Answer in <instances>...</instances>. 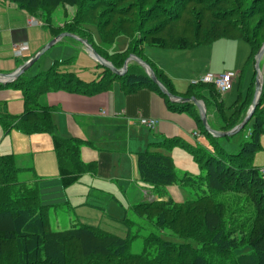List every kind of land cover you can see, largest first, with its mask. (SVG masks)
<instances>
[{"label": "trees", "instance_id": "16d2710c", "mask_svg": "<svg viewBox=\"0 0 264 264\" xmlns=\"http://www.w3.org/2000/svg\"><path fill=\"white\" fill-rule=\"evenodd\" d=\"M0 1L12 2L36 18L41 16V26L51 38L62 32L85 38L117 69L122 67L129 54H134L152 68L169 93L203 99L205 107L208 100L199 90L206 87L209 101L218 113L216 122L207 121L214 130L227 131L234 127L243 119L251 103L254 71L244 99L239 96L224 109L221 95L211 84L190 83L183 94H178L171 81L146 59L142 49L144 45L186 49L219 39H241L249 45L248 59L253 64V56L264 42V0ZM59 5L74 7L75 11L71 21L54 27L49 11ZM88 26L94 27L100 43L94 41ZM176 27L179 30H174ZM119 35L128 39L127 49L107 52L102 48L109 38L111 41L107 44H112ZM167 37H170V43ZM94 65L96 69L102 68L104 73L113 74L112 77L105 80L101 71L97 81L85 82L56 60L46 70L26 76L32 65L12 83L4 85L19 89L24 101L21 114L0 116L4 132L14 128L25 134H51L54 147L61 156L58 169L63 187L77 181L87 167L79 159L80 142L77 139L54 135L51 108L39 101L45 92L64 90L91 95L118 80L126 91L140 86L157 91L170 109L188 111L193 106L191 102L170 101L146 73H137L130 64L122 75H116L96 62ZM40 77L42 83L34 84ZM32 84L35 86L33 91L29 87ZM193 115L201 133L210 140L211 149L174 137L151 143L149 149L137 154L141 183L155 189L158 195L164 193L167 186L178 185L184 187L187 197L182 202L168 198L124 207L117 219L125 226L124 235L85 223L53 229L50 219L56 205H42L35 184L19 182L23 169L17 165L14 155H0V264H226L224 259H215L220 253L229 256V264H264V179L253 164L254 153L260 149L259 137L264 133V77L259 104L240 130L250 123L251 133L235 154L224 153L216 137L205 131L198 113ZM176 144L192 156L198 166L197 174L175 170L169 151ZM231 193L243 198L242 205L233 209L234 212L229 208L226 211L221 201H215L217 195ZM232 203L234 206L236 202ZM245 212H248L247 220L241 223L231 217L237 213L245 216ZM197 235L201 237H195ZM172 237L179 241L171 240ZM137 241L141 247L133 252V244ZM208 253L214 255L211 257Z\"/></svg>", "mask_w": 264, "mask_h": 264}, {"label": "crops", "instance_id": "0c3cea01", "mask_svg": "<svg viewBox=\"0 0 264 264\" xmlns=\"http://www.w3.org/2000/svg\"><path fill=\"white\" fill-rule=\"evenodd\" d=\"M9 8L13 12L11 11L12 14L7 17V24L0 21V42L5 40L8 44L7 51H11L9 56L1 55L0 71L3 72L14 70L20 65L22 58L31 56L51 39V35L48 34L49 37L44 41L38 40L36 44L30 38L31 27L36 25L28 24L29 15L16 6ZM30 43L35 46L33 50ZM21 44L27 48L22 52V57H18L14 54V48ZM2 47L0 44V54L3 52L7 54ZM81 54L83 52L79 51L78 55ZM144 56L171 81L178 94H183L187 90L189 84L178 82L179 78L173 76L170 65L146 54ZM248 57L246 63L250 61ZM85 63L90 65L87 60ZM92 66L96 69L94 64ZM226 71L234 70L207 72L219 74ZM235 71L239 76L240 72ZM28 72L26 76L38 73L31 75ZM99 74L100 70L96 69L90 80L80 79L85 82L97 81ZM8 83L12 82L0 83V116L4 114L16 116L24 110L22 92L13 86H4ZM248 90L249 85L245 93L238 94L237 98L240 96V99H244ZM228 92L220 96L224 109L227 108L224 104L226 99L227 101L233 99L232 103L237 99L231 95L226 96ZM199 93L208 100L205 107L203 99H200L207 112V121L216 122L218 113L214 104L209 101L206 87L200 89ZM39 101L51 108L54 135L62 139L74 138L80 142L79 159L87 169L81 172L77 181L63 187L58 169L61 156L59 150L54 147L52 135L45 132L25 134L14 128L4 132L1 125L0 155H14L17 165L25 168L26 172L23 175L27 178L26 182L30 185L35 184L40 203L44 206L56 205L53 217L57 211L58 214L72 213L79 223L94 224L93 226L101 228L103 224L107 227L106 225H113V221L117 222L122 215V209L132 204L168 198L177 200L178 196L179 199H183V194L187 196L184 187L178 185L167 186L165 192L158 195L155 189L141 183L137 170V154L149 149L151 143H159L174 137L188 144H209L194 118L193 114L198 113L194 104L188 111L170 109L157 91L147 86L126 91L118 80H113L108 88L91 95L49 90L39 97ZM225 113L228 114L229 111L226 110ZM141 117L155 119V128L151 130L141 125L139 123ZM195 131L200 134L197 138L192 136ZM216 142L218 144L222 141ZM237 143H240L239 139ZM260 147L263 149L264 143ZM238 150L239 146L236 151ZM169 155L175 170L196 174L198 166L185 149L178 145L174 146L170 149ZM117 211L118 216H115Z\"/></svg>", "mask_w": 264, "mask_h": 264}, {"label": "rangeland", "instance_id": "374dc122", "mask_svg": "<svg viewBox=\"0 0 264 264\" xmlns=\"http://www.w3.org/2000/svg\"><path fill=\"white\" fill-rule=\"evenodd\" d=\"M107 2H114L116 0H106ZM111 4V3H110ZM113 4V3H112ZM9 6H16L12 2L9 1H0V21L6 22L7 24V17L12 14V10L9 8ZM20 9V8H19ZM22 10V9H20ZM12 11V12H11ZM27 15H29L28 18V24L34 25L35 21H37L36 26L31 27L30 30V38L31 40H34V42L37 44L38 40L44 41L47 37H49V33L47 32L46 28L41 26V16L36 18V16L31 15L30 13L26 12L25 10H22ZM75 8L71 6H62L59 5L52 11H49L50 14V20L51 25L58 26V25H64V23L71 21L74 15ZM42 13V12H41ZM40 13V14H41ZM113 14V13H112ZM15 18V17H14ZM137 25V24H135ZM179 27V25H177ZM89 29L92 31V38L96 43H100L99 37L96 33V30L92 26H88ZM178 27H176L174 30H179ZM173 35V34H171ZM171 37V36H170ZM167 37L168 43H170L169 38ZM111 38L108 39L107 43L110 42ZM102 44V48L106 50L107 52H116V51H123L127 49V43L128 39L125 36L119 35L117 36L112 44ZM0 44L3 46L2 48L7 51L8 44L5 40L3 42H0ZM31 44V50L35 48V46ZM24 44L17 45V47L14 48V54L18 57H22V52L27 48L23 46ZM75 45V46H71ZM22 46V47H21ZM77 47V48H76ZM24 48V49H23ZM68 48H71L72 50L69 51ZM79 51H82L83 54L78 55ZM143 53L146 54V56L151 57L153 59H158L161 61H164L168 66L170 65L172 68L170 71L172 72L173 76H177V81L182 83L190 84L196 80H198L201 76H203L205 73H207L208 70L211 71H219V70H238L240 72L239 76L237 73L236 80L233 82L231 91H229L226 96L229 97V95L234 96L233 98H237L238 94L243 95L246 91V88L249 85L250 78L253 75L254 66L251 61L249 63H246V59L249 55L250 48L249 45L242 41L241 39H219L215 41L212 44H205V45H199L194 46L191 48L186 49H169V48H159L149 45H144L142 49ZM8 53H1V55L9 56L11 51H7ZM30 56L28 57V59ZM40 60H37L33 66L30 69L29 74L33 75L39 71L46 70L49 66H51L52 63H54L56 60H59L63 63L64 67L66 69L73 71L76 73V75L79 78L90 80L93 78V74L96 69L92 66L95 64V61L88 55L87 50L85 47L79 43L76 40H73L71 37H64L61 41H58L57 43L53 44L40 58ZM86 60L90 65H87L85 62ZM26 61V58H22L19 64H22ZM128 64L132 65L134 67L137 73H145L144 69L133 60H130ZM30 68V67H29ZM39 68V69H38ZM260 68L262 72V76L264 77V53L262 55V58L260 60ZM38 69V70H37ZM97 70H100V72L104 71L102 68H99ZM3 72V71H0ZM4 73V72H3ZM104 73V72H103ZM215 74V73H214ZM106 76L105 80L112 77L113 74L111 73H104ZM103 75V76H104ZM42 77L39 78L38 82H34V84L39 85L42 83ZM34 84L30 85L29 87L34 90L35 86ZM233 100V99H232ZM232 100L227 99L225 100V106L228 108V106H231ZM226 108V109H227ZM228 111V110H227ZM206 112V110H205ZM207 115V112H206ZM250 123L243 129L242 131L238 132L235 135L226 137V138H216L219 142L218 145L222 148L223 152L226 154H235L236 149L238 146L240 147V144L243 142V140H246L245 134L249 135L251 133L250 129ZM152 130V129H151ZM202 130V129H201ZM262 139L259 137V144L264 143V135H261ZM239 139L240 143H237V140ZM210 143V140L207 139ZM263 141V143H262ZM209 145V146H206ZM204 145L205 147L211 149L210 144ZM261 149V150H260ZM259 150H257L254 153L253 157V164L257 167L264 164V147L263 149L260 147ZM263 160V161H262ZM25 169V168H24ZM22 170L19 174V182L21 184H27L25 176L23 175L26 171ZM197 172L198 169H197ZM196 172V174H197ZM195 174V173H194ZM23 175V176H22ZM32 185V184H31ZM186 194H183V199H173L176 200V202H182L186 197ZM242 199L238 196H234L232 193L230 194H223V195H217L215 197V201H221L224 204V207L227 211V209H231L233 212V209H239L238 206L242 205ZM236 202L233 206L232 202ZM235 207V208H233ZM243 206H241L242 209ZM230 210V211H231ZM246 211V209H245ZM58 212V211H57ZM118 211L116 212L115 216H118ZM230 214V213H229ZM245 216H242L240 213L232 214L231 217L235 222H242L247 220L246 216L248 217V212L244 213ZM227 216V214H226ZM230 216V215H229ZM227 217L228 219L232 220L231 217ZM50 223L53 229L55 230H61L64 228H70L72 226H79L80 223L75 219V217L70 214H56L54 217L52 216L50 219ZM94 225V224H93ZM100 226L101 228L116 233L119 235L125 234V226L119 222L113 221V225H106L107 227ZM97 226V225H96ZM246 226V225H245ZM245 230L246 228H242ZM200 233V232H199ZM195 237H201L199 235ZM171 240L178 242L179 240L176 238H171ZM238 245V244H237ZM141 247L140 242H135L133 244L132 250L133 252H137ZM209 256L212 257V253H208ZM218 254V253H215ZM224 259L226 260V264H229V256L225 253H220L219 256H216L215 259Z\"/></svg>", "mask_w": 264, "mask_h": 264}, {"label": "water", "instance_id": "95a60500", "mask_svg": "<svg viewBox=\"0 0 264 264\" xmlns=\"http://www.w3.org/2000/svg\"><path fill=\"white\" fill-rule=\"evenodd\" d=\"M64 37H71L72 39L78 41L81 43L85 49L88 52V55L99 65H101L103 68L108 69L112 73L116 75H122L127 70V64L130 60L136 61L145 71L147 76L150 78V80L158 86L160 91L167 96V98L175 103H186L191 102L195 105V107L198 110V115L200 117V121L202 126L204 127L205 131L209 133L211 136L216 138H224L229 137L232 135L237 134L242 127L250 120L252 117V113L255 109V107L259 104L260 94L262 91V85H263V76L260 68V60L262 58V55L264 53V42L260 45V47L257 49L253 56V66H254V72H255V79H254V91L251 103L245 113V116L243 119L236 124L234 127L227 131H217L208 125L205 107L199 99H196L194 96L190 97H182L178 95H174L169 93L166 88L158 81L157 77L155 76L154 71L152 68L142 59L135 56L134 54H129L128 57L124 60L123 65L121 68L117 69L115 68L110 61L103 58L101 55H99L93 46L85 39L82 38L76 34L69 33V32H62L58 34L57 36L51 38L49 41H47L44 45H42L34 54L30 56L29 59H27L22 64L18 65L14 70L9 72H0V83H7L12 82L15 79H17L21 74H23L29 67H31L39 58L57 41L61 40Z\"/></svg>", "mask_w": 264, "mask_h": 264}, {"label": "built area", "instance_id": "2783aa9c", "mask_svg": "<svg viewBox=\"0 0 264 264\" xmlns=\"http://www.w3.org/2000/svg\"><path fill=\"white\" fill-rule=\"evenodd\" d=\"M33 24L38 25L37 21H35V23H33ZM23 46L25 48V45H23ZM236 77H237L236 71H226V72L219 73V74L207 72L203 76H201L198 80L192 82V84H195L198 82L199 83H205V84H211L216 88V90L219 92V94H223L225 92H228L232 88L233 82H234ZM139 123L141 125L146 126L149 129H154L156 126V120L152 119V118L141 117L139 119ZM199 135L200 134L198 131H195L192 133V136L194 138L199 137ZM245 137H247V134L245 135ZM257 169H258L260 176L264 179V164L259 166Z\"/></svg>", "mask_w": 264, "mask_h": 264}]
</instances>
